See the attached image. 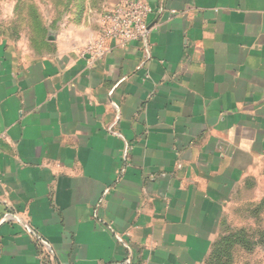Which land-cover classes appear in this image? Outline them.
Segmentation results:
<instances>
[{"label":"crops","instance_id":"0c3cea01","mask_svg":"<svg viewBox=\"0 0 264 264\" xmlns=\"http://www.w3.org/2000/svg\"><path fill=\"white\" fill-rule=\"evenodd\" d=\"M134 1L147 48L91 64L0 37V264H212L263 210L264 0Z\"/></svg>","mask_w":264,"mask_h":264},{"label":"rangeland","instance_id":"374dc122","mask_svg":"<svg viewBox=\"0 0 264 264\" xmlns=\"http://www.w3.org/2000/svg\"><path fill=\"white\" fill-rule=\"evenodd\" d=\"M118 1L0 0V37L33 51L43 43L53 49L57 37L86 29L95 38L102 15ZM252 216L232 219L212 264H264V207L258 205Z\"/></svg>","mask_w":264,"mask_h":264},{"label":"built area","instance_id":"2783aa9c","mask_svg":"<svg viewBox=\"0 0 264 264\" xmlns=\"http://www.w3.org/2000/svg\"><path fill=\"white\" fill-rule=\"evenodd\" d=\"M154 11L144 3L134 0H119L105 12L99 23L98 35L84 45L83 53L89 64L101 59L110 50L109 43L127 45L140 43L147 48L148 35L157 17L148 22V16ZM161 11L157 12L160 15Z\"/></svg>","mask_w":264,"mask_h":264}]
</instances>
